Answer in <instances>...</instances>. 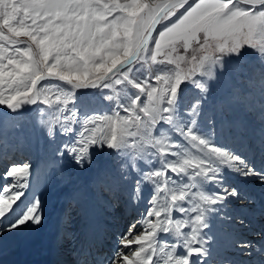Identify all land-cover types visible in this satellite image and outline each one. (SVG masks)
Listing matches in <instances>:
<instances>
[{"label": "snow or ice", "instance_id": "6c2138e0", "mask_svg": "<svg viewBox=\"0 0 264 264\" xmlns=\"http://www.w3.org/2000/svg\"><path fill=\"white\" fill-rule=\"evenodd\" d=\"M49 230L56 264H264V0H0V256Z\"/></svg>", "mask_w": 264, "mask_h": 264}, {"label": "bare ground", "instance_id": "6f19581e", "mask_svg": "<svg viewBox=\"0 0 264 264\" xmlns=\"http://www.w3.org/2000/svg\"><path fill=\"white\" fill-rule=\"evenodd\" d=\"M253 191L257 194L260 192L259 188L253 187ZM258 196V195H257ZM48 199V214L51 224H55L57 215L60 210V201L53 193L50 194ZM58 202V205H55ZM54 226V225H53ZM254 226V225H253ZM257 228V227H255ZM250 234H253L250 232ZM51 239V230L41 234L35 243L28 245H20L16 256L9 260L4 261L1 264H54L58 259V253L53 244L49 241ZM251 239H256L252 237ZM9 255V254H8Z\"/></svg>", "mask_w": 264, "mask_h": 264}, {"label": "rangeland", "instance_id": "374dc122", "mask_svg": "<svg viewBox=\"0 0 264 264\" xmlns=\"http://www.w3.org/2000/svg\"><path fill=\"white\" fill-rule=\"evenodd\" d=\"M255 188L257 189V188H259V187H255ZM259 190H260V188H259ZM260 191H261V190H260ZM259 193H260V192H258L257 195H259ZM55 205H58V202H56ZM254 220H255V219H254ZM53 225H55V224H53ZM257 228H258V227H257ZM248 236H249V238L255 237L254 234H250V233H248ZM16 248L19 249V246H13V247H11V248L9 249L8 252H6L3 256H0V264H1L2 262H4V261H9V260L13 259V258L16 256V252L18 251V249H16ZM16 250H17V251H16ZM8 254H9V255H8Z\"/></svg>", "mask_w": 264, "mask_h": 264}]
</instances>
